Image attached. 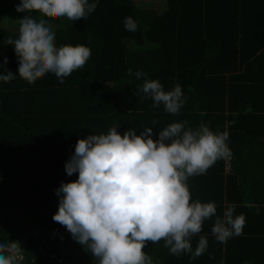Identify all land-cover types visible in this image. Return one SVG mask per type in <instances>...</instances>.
<instances>
[{
	"label": "trees",
	"instance_id": "obj_1",
	"mask_svg": "<svg viewBox=\"0 0 264 264\" xmlns=\"http://www.w3.org/2000/svg\"><path fill=\"white\" fill-rule=\"evenodd\" d=\"M19 3L0 0V64L7 57L14 75L18 60L7 42L28 15L16 11ZM32 15L51 25L57 46H87L91 55L62 84L53 73L31 84L19 76L0 82V236L20 242L21 264H96L52 219L55 190L77 179L66 174L65 163L78 138L120 125V134L153 127L155 140L159 130L184 121L193 130L203 123L227 131L232 153L189 177L191 201L214 202L217 215L235 204L246 223L241 235L221 243L211 232L215 217L205 220L190 242L195 250L206 236L208 249L194 260L171 254L163 239L148 241L143 251L154 264H264V0H162L158 7L99 0L74 22ZM129 16L134 32L123 23ZM129 69L159 80L165 91L181 85L186 102L179 113L154 108L141 91L145 78Z\"/></svg>",
	"mask_w": 264,
	"mask_h": 264
},
{
	"label": "clouds",
	"instance_id": "obj_2",
	"mask_svg": "<svg viewBox=\"0 0 264 264\" xmlns=\"http://www.w3.org/2000/svg\"><path fill=\"white\" fill-rule=\"evenodd\" d=\"M99 0H20L18 36L9 38L18 60V75L7 69L8 59L0 64V82L8 83L19 76L29 84L47 73L64 83V77L83 68L91 50L83 45L55 43V32L44 19L32 13L66 17L74 22L86 19ZM127 31H136L137 23L125 17ZM129 75L144 77L141 91L161 104L170 114H178L186 98L176 84L165 91L159 80L129 69ZM157 121H152L155 125ZM187 121L174 122L159 130L153 139V127L136 128L120 134L113 126L107 134H90L78 138L74 153L65 163V172L77 179L61 181L55 190L58 210L52 219L65 226L72 239L83 245L96 264H154L143 249L148 241H165L171 254L189 253L196 259L208 249L206 236H200L193 250L191 238L202 231L205 220L215 217L211 229L218 242L224 243L243 232L244 214L235 215V204H227L217 215L214 202L191 201L187 180L205 174L218 160L232 153L226 143L229 133L213 132L206 124L193 130ZM191 201V202H190ZM24 248L19 241L0 236V264H21ZM211 258V257H210ZM156 264H159L157 261Z\"/></svg>",
	"mask_w": 264,
	"mask_h": 264
},
{
	"label": "rangeland",
	"instance_id": "obj_3",
	"mask_svg": "<svg viewBox=\"0 0 264 264\" xmlns=\"http://www.w3.org/2000/svg\"><path fill=\"white\" fill-rule=\"evenodd\" d=\"M142 6H159L162 3V0H137ZM53 213L55 214L58 210V206L51 208Z\"/></svg>",
	"mask_w": 264,
	"mask_h": 264
}]
</instances>
